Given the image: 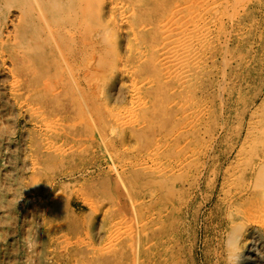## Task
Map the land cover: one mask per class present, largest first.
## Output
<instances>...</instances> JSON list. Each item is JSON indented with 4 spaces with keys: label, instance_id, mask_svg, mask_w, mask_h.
Segmentation results:
<instances>
[{
    "label": "rangeland",
    "instance_id": "rangeland-1",
    "mask_svg": "<svg viewBox=\"0 0 264 264\" xmlns=\"http://www.w3.org/2000/svg\"><path fill=\"white\" fill-rule=\"evenodd\" d=\"M87 3L75 79L64 35L21 102L0 93V264H229L221 192L264 156V0ZM253 245L264 264V227Z\"/></svg>",
    "mask_w": 264,
    "mask_h": 264
},
{
    "label": "bare ground",
    "instance_id": "bare-ground-1",
    "mask_svg": "<svg viewBox=\"0 0 264 264\" xmlns=\"http://www.w3.org/2000/svg\"><path fill=\"white\" fill-rule=\"evenodd\" d=\"M109 2L111 3L112 1H109ZM87 4H88L87 0H10L9 4L7 6V11H5L4 14L2 15V20L0 23V93L3 94V92H4V95H7V93H8L9 96L11 97V99H10L11 102H12V99H14L18 103L21 102L24 88L25 87L30 88V86L38 85L39 78L37 76L34 77L32 75V71L34 68H36V67H38V65H40L37 63V56L39 54V49L42 47V42H44V43L49 42V40L55 41L56 38L59 36L67 35L69 38V41L67 44L64 43V45L62 44L61 47L60 46H58V47L62 51L61 53L63 55L64 63H65L67 70L70 73V76L72 78H74L73 77V71H74L73 62L75 60V46L74 45H76L79 48L80 52L84 50V46H85V44H84V35H85L84 27H85V18H86V12H87L86 10H87V6H88ZM118 4H119V1H118ZM4 5H5V3H4ZM104 5H105V3H104ZM183 5H185V3ZM3 6H2V8H3ZM176 6H178V5H176ZM105 8H109V7L107 6ZM111 8H113V7H111ZM129 8H130V6H129ZM176 8H175V11H176ZM114 9L115 8H113V10ZM120 9L118 11H120ZM132 11H133V8H132ZM178 12H179V14H181L182 10L178 11ZM171 14H172V12H171ZM117 15H116V17H117ZM175 15L178 16V14H175ZM166 16H168V15H166ZM167 19H168V17H167ZM179 23H180V20H179ZM124 24H125V22H124ZM173 25L174 24H172L171 26H173ZM136 26H137V24H136ZM165 26H167V25L165 24ZM140 27H142V26H140ZM140 27H139V29H140ZM148 27H149V29L151 28L150 26H148ZM161 27H163V26H161ZM167 31L168 30H166V32ZM130 34H132V33H129V35ZM166 40L167 39H165V41ZM47 45H49V44H47ZM133 47H135V46H133ZM157 47L159 48L160 46H157ZM134 49H136V48H134ZM161 57L162 56H160V58ZM160 66H161V64H160ZM85 70L86 69L83 66L79 68V70H78L79 77L78 78L76 77V79H77L76 85L77 86L74 87L77 89V92L80 95L81 99L85 98V94H84L85 92H84V88H83V86L85 84ZM163 77H165V75ZM135 78H137V77H135ZM56 84H58V85L53 86L51 89L53 97L57 98L58 100L65 101V103H64L65 109H60V113H62V114H60V116H62V117L63 116L64 117L71 116V114L73 113L72 108L69 105V101H70L69 96H70V92H71L70 91L71 85L68 88V87H66L64 81H59V80L57 81ZM46 88H48V87L46 86ZM26 95L28 96V94H26ZM98 95H100V94H98ZM3 98L4 97H2V99ZM2 101H4V99ZM15 101H13V102H15ZM46 101H47V99H46ZM82 103H84V102H82ZM50 104H52V102L49 103V106H51ZM4 107H5V105H4ZM22 108H24V107H22ZM39 111L37 110V112H39ZM40 112H42V111H40ZM79 113L81 115V110H79ZM42 118H43V116H42ZM46 120H45V122H46ZM54 121L55 120H53L52 122H54ZM93 121L94 120H91V122H93ZM76 122H74V124ZM42 123H44V122H42ZM45 124H47V123H44V125ZM76 125H77V123H76ZM45 128H48L47 125ZM46 131H48V129ZM61 131H63V130H61ZM82 147H84V145ZM74 148H76V146ZM240 166L243 167L244 173L242 175L235 176L234 180L236 182L231 181L228 186L223 187V190L221 192V199L224 201L223 204L225 206V216H226V219H224L223 222L227 225V229H228V234H227V238H226L227 251H228V261H229V264H256L257 260H255V258L253 257V254H254L253 242L255 241L256 237H258L260 230L264 227V190H261V188L264 189V156L259 155L257 158H253L252 160L247 159V160H245L244 163H240ZM171 167H173V166H171ZM246 174H248V175L245 176ZM230 189H231V191H230ZM157 196H158V194H157ZM154 199H156V197H154ZM171 201L172 200H170V202ZM171 206L173 207V205H171ZM252 208L255 210L251 211ZM156 209H158V208H156ZM159 209H160V207H159ZM150 210H152V209H150ZM154 210H155V208H154ZM172 211H173V209H172ZM156 216H158V215H156ZM128 217H129V215H128ZM165 218H167V217L165 216ZM253 218L255 220H253ZM155 224H156V222H155ZM162 225H163V223H162ZM61 226H63V225H61ZM156 226L157 225H155V227ZM163 228H164V226H163ZM166 228H167V226H166ZM148 232H149V230H148ZM168 232H169V230H168ZM113 235H116V234L113 233ZM111 237H112V235H111ZM113 238L117 239V236L116 237L113 236L112 240H114ZM169 240H171V239L169 238ZM150 243H152V242H150ZM112 247L114 248V246H112ZM98 250L101 251L100 249H98ZM136 256H134V257H136ZM137 259H138V256H137ZM137 259L135 258V261ZM72 260H73V258H72ZM150 263H151V261H150Z\"/></svg>",
    "mask_w": 264,
    "mask_h": 264
}]
</instances>
